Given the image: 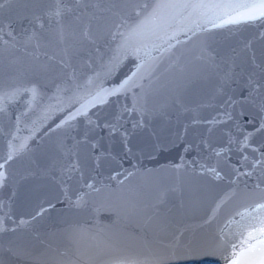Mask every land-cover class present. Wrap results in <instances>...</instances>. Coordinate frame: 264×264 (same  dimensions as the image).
<instances>
[{"label":"snow or ice","instance_id":"obj_1","mask_svg":"<svg viewBox=\"0 0 264 264\" xmlns=\"http://www.w3.org/2000/svg\"><path fill=\"white\" fill-rule=\"evenodd\" d=\"M257 24L261 30L228 44L226 51L212 36L217 29L232 31L240 25ZM181 35L188 42L197 38L198 44L189 51L186 65H170L178 71L180 80L172 89L171 104L191 114L190 124L175 134L176 141H183L188 127L202 129L194 144L183 145V152L196 151L192 163L201 174L217 181L227 178L231 184L243 178L245 188L250 190L242 210L235 213L240 220L227 222L229 227L235 225L233 239L225 238L221 230V243L213 248L182 246L177 240L167 246L165 259L177 264H204L205 260L218 264L209 259L212 257L222 259L224 264H252L260 259L264 264V0H0V69L15 72L23 66L25 73L47 79L52 85L48 99L56 102L48 109L67 108L66 117L51 131L67 128L71 143L61 141L54 156L32 160L35 171L27 176L44 178L58 172L57 183L64 197L76 207L88 204L89 198L99 194L101 188L95 179L85 176L86 161L102 149L105 137L99 134H106L109 141L118 137L125 155H133L131 138L147 128L152 114L150 98L175 83L160 84L156 73L166 56L173 55L176 45L183 43L178 39ZM105 48L112 52L106 60ZM129 57L137 61L134 70L106 87L105 83L118 75ZM97 59L101 61L98 69ZM86 72L93 74L85 76ZM209 82L213 87L205 101L194 108L185 105V90ZM22 92L30 94L29 108L41 98L36 84L24 88L0 84V114L6 113ZM120 97L130 98L131 104L117 105L101 120L99 110L112 98ZM24 115L15 116V131L0 128V233L15 232L55 207L51 202L47 207L41 204L30 220L20 218L18 222L11 214L19 184L13 166L30 151L27 138L20 140L16 134ZM84 121L86 126L78 131ZM176 141L164 144L157 137L154 151H167L176 146ZM100 159L101 155L96 154L95 160ZM180 159L183 161L184 156ZM175 167L179 169L180 165ZM252 180L255 183L249 185ZM73 183L78 186L75 200L67 190ZM101 210L94 208L96 212ZM6 220L16 226L6 227ZM81 231L84 229L79 226L72 229L73 241ZM111 247L102 244L87 251L77 249L67 264H79L85 257L92 264ZM0 250L15 258L28 255L12 241L0 243ZM108 264L160 261L117 257Z\"/></svg>","mask_w":264,"mask_h":264},{"label":"water","instance_id":"obj_2","mask_svg":"<svg viewBox=\"0 0 264 264\" xmlns=\"http://www.w3.org/2000/svg\"><path fill=\"white\" fill-rule=\"evenodd\" d=\"M259 30V24L240 25L238 30H214L212 36L216 45L226 51L228 44ZM178 39L183 43L176 45L173 55L166 56L156 73L160 84H168L169 81L175 83L161 88L150 98L152 114L148 117L147 128L131 138L133 155H125L118 137L109 141L106 134H99L105 137L102 149L96 153L101 155V159L97 162L94 154L86 161L85 176L94 178L101 192L94 194L89 198V203L81 207L70 204L64 197L61 186L57 183L58 172L44 178L27 176L28 172L35 171L32 160L46 155L54 156L61 141L65 145L71 143L67 138V128L51 131L66 117L67 108L64 111L48 109L50 103L56 102L48 99L52 95V85L47 79L25 73L23 66H18L15 72L0 69V84L5 88L32 87L36 84L41 91V98L33 101L31 108L28 107L30 94L22 92L8 106L6 113L0 114V128L15 131V116L26 113L16 134L20 140L27 138L30 148L13 166L19 184L11 214L17 222L20 218L30 220L41 204L44 207L49 202L55 205L30 224L17 228L15 232L0 233V243L6 245L12 241L28 253L27 256L15 258L0 250V264H59L61 261L67 264L68 260L74 258L77 249L87 251L94 245L102 244H110L112 247L98 255L92 264H108L117 257L158 259L160 264H177L165 259L167 246L177 240L182 246L213 248L221 243V230L225 238L233 239L231 233L235 230V225L229 227L227 222L230 219L240 220L235 213L242 210L245 195L250 189L245 188L243 178L235 184L229 183L227 178L222 181L210 179L201 174V170L192 163L196 158V151L183 152V145L194 144L202 129L188 127L183 141H176L175 134L183 132L186 125L190 124L191 114L171 104L174 95L172 89L180 80L178 71L170 68V65H186L190 59L189 51L198 44L195 37L191 42L182 35ZM111 55L112 52L105 48L104 59ZM4 63L7 64V60ZM100 63L97 59V69ZM136 63L134 57L125 59L118 75L108 80L105 86L118 83L134 70ZM92 74L86 72L85 76ZM212 87L211 82L198 83L196 87L185 90L182 97L185 105L194 108L201 104L210 95ZM125 103L131 104V99L112 98L108 105L99 110L98 115L103 120L117 105ZM203 114L207 115V112ZM85 126L86 121L80 123L77 130L82 131ZM157 137L164 144L176 141V146L157 154L153 147L157 143ZM2 146L3 141H0V147ZM181 155L184 156L183 161L180 159ZM175 165H180L179 169ZM129 172L132 173L131 176H128ZM21 176L27 178L21 180ZM113 176L116 178L113 179ZM248 183L252 185L255 180ZM77 187L75 183L68 186V195L72 200H75ZM96 207H101L102 210L96 212ZM5 225L16 226L8 220ZM77 226L84 231L78 233L73 241L72 229ZM58 252L66 255L61 257ZM209 259L224 264L222 259ZM79 264H88L86 257L81 258ZM204 264H208V261L205 260ZM252 264H262V261L257 259Z\"/></svg>","mask_w":264,"mask_h":264}]
</instances>
